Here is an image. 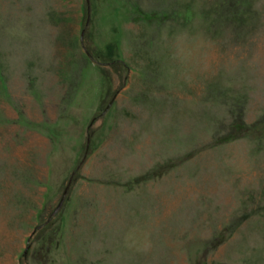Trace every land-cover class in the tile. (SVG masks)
I'll use <instances>...</instances> for the list:
<instances>
[{"label": "rangeland", "instance_id": "1", "mask_svg": "<svg viewBox=\"0 0 264 264\" xmlns=\"http://www.w3.org/2000/svg\"><path fill=\"white\" fill-rule=\"evenodd\" d=\"M0 264H264V0H0Z\"/></svg>", "mask_w": 264, "mask_h": 264}, {"label": "water", "instance_id": "2", "mask_svg": "<svg viewBox=\"0 0 264 264\" xmlns=\"http://www.w3.org/2000/svg\"><path fill=\"white\" fill-rule=\"evenodd\" d=\"M88 143H89V140H88V142H87V145H88ZM67 188H68V187L65 188V190H64V192H63V194H62V197H61V199H60V201H59L57 207H56L55 210L53 211V214H56V213L58 212V210L61 208V206H62V204H63V202H64V200H65V196H66ZM25 252H26V251H25Z\"/></svg>", "mask_w": 264, "mask_h": 264}]
</instances>
